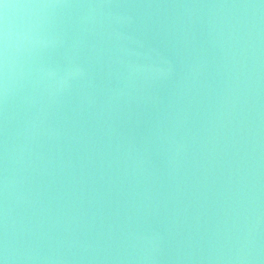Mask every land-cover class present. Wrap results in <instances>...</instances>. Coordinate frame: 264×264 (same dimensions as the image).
Wrapping results in <instances>:
<instances>
[{"label": "water", "instance_id": "95a60500", "mask_svg": "<svg viewBox=\"0 0 264 264\" xmlns=\"http://www.w3.org/2000/svg\"><path fill=\"white\" fill-rule=\"evenodd\" d=\"M5 23L4 264H264V0H0Z\"/></svg>", "mask_w": 264, "mask_h": 264}, {"label": "clouds", "instance_id": "9594fccd", "mask_svg": "<svg viewBox=\"0 0 264 264\" xmlns=\"http://www.w3.org/2000/svg\"><path fill=\"white\" fill-rule=\"evenodd\" d=\"M8 6L5 5V8ZM21 7H32V5H21ZM10 48V35L8 26L5 23L0 26V81L6 79L8 67V50ZM0 264H4V260L0 259Z\"/></svg>", "mask_w": 264, "mask_h": 264}]
</instances>
